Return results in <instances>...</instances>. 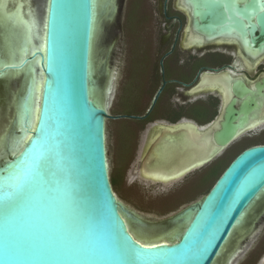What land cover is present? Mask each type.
<instances>
[{
    "label": "water",
    "instance_id": "water-1",
    "mask_svg": "<svg viewBox=\"0 0 264 264\" xmlns=\"http://www.w3.org/2000/svg\"><path fill=\"white\" fill-rule=\"evenodd\" d=\"M186 1L190 5L188 17H191L187 33L194 30L204 34L206 45L218 37L238 34L253 58L264 52V0ZM106 7L102 13V17H105L102 28L111 15ZM92 24V0H49L45 51L38 50L28 57L33 58L36 54L41 57L44 83L39 118L36 128L31 130L32 138L16 155L9 153L8 160L0 164V175L5 174L10 164L25 159V156L39 160L40 175L31 193V203L43 207L41 226L56 231L65 225L69 215L83 217L87 227L108 250L105 259L96 264H215L232 230L235 232L243 226L244 222L235 229L238 219L264 196L258 198L264 189V143L248 146L236 154L200 202L184 210L192 209L194 214L178 240L169 244H136L138 240L128 230L121 215V203L111 180L107 145V120L110 115L90 95ZM4 28L8 57L13 37L11 27L5 23ZM183 45L188 49L186 43ZM104 70L106 75L108 71L111 73V64L106 65ZM11 80L9 75L0 77V116L11 105L14 95ZM97 83L100 93H103L109 79L105 86L101 87L99 81ZM197 89L192 88L190 94L199 91ZM24 92L20 84L18 101ZM161 92L162 89L158 90L154 103ZM263 107L264 76L251 86L242 77L233 79L226 90L224 111L216 121L200 125L184 118L176 123L160 124L168 128L188 121L195 123L198 128L191 129L195 141L206 138V145L199 149L204 152L203 158L201 156L196 162L183 164L176 148H182V143H186V132L189 130L184 126L174 131L165 130L159 125L164 130L144 156L142 177L154 181L156 179L150 175L163 176L173 181L182 172L206 165L249 128L252 119L257 118L256 111L260 113ZM132 117L142 118L143 115ZM13 125L12 133H19ZM160 160L165 161L156 168L155 163ZM143 168L146 173H142ZM184 211L165 224L154 225L127 209L132 223L137 227L141 225L154 236L169 232L175 225L179 226L181 223L178 220ZM256 216L253 224L257 222L259 214ZM125 240L132 248L139 250V259L121 248ZM140 245L147 247L140 248ZM0 264L5 262L0 259ZM15 264L51 262L20 261Z\"/></svg>",
    "mask_w": 264,
    "mask_h": 264
},
{
    "label": "rangeland",
    "instance_id": "rangeland-1",
    "mask_svg": "<svg viewBox=\"0 0 264 264\" xmlns=\"http://www.w3.org/2000/svg\"><path fill=\"white\" fill-rule=\"evenodd\" d=\"M165 1L113 0L112 7L109 5L107 9V12L111 14L110 18L106 19V24L97 38L98 56L94 63L97 72L93 74L96 88L99 85L98 81L102 87L107 85L109 79L105 92H103V99L113 87L110 93V107L107 108L110 115L107 120V145L111 177L116 175L119 179V185L114 188L115 193L125 208L145 217L150 224L154 225L165 224L187 207L200 202L217 176L236 154L249 145L264 143V130L260 131L262 127L264 128L263 125L233 142L206 165L178 180L159 183L142 177V161L155 127L160 124L176 123L179 120L174 122L173 119L178 116L194 122L196 120L192 119L191 114H196L202 119L207 116L208 108L192 107L189 111L191 104L195 101L208 98L207 94L197 92L189 94L188 88L196 81V78L193 79L196 70L192 68L190 62L192 61L191 56L217 49L211 45H204L200 51L196 47L186 50L183 39L189 24V17L187 13L186 15L182 13L181 20L176 18L175 15L181 12L177 10V7H172L171 3L177 0H168V14L172 17L167 18L164 13ZM177 35L179 39L175 41ZM12 37L13 47L16 46L17 41L14 34ZM174 43L175 52L164 62L161 59L167 51L172 49ZM220 49L223 50V48ZM225 51L227 54H215L218 55L215 56L216 59L226 58L235 64L237 59L234 58V52L231 50L233 56H230L229 49ZM110 64L111 73L108 71L106 75L104 67ZM168 66L171 67L172 74L169 77L179 75L182 79H186L189 75L187 81L193 82L190 85V82L187 85L174 84L165 93H161L159 101L157 100L158 106L154 112L153 121L144 124L132 116H142L157 104L154 100L163 84V68H168ZM263 70L264 61L252 70L238 71L241 75L251 79ZM220 105L221 102L216 112ZM9 112L12 116L13 109L9 108ZM10 121H12L11 117L8 122L4 121V128L2 127L3 122L0 121V127L3 128L1 133L9 129ZM200 123L208 124L205 121H200ZM200 140V142H189L187 149L191 152L192 149L204 147L206 138ZM182 144L183 149L185 144ZM9 156L8 153L1 156L0 164L8 160ZM213 169L217 172L210 174ZM249 211V215L243 221V226L239 227L241 230L233 232L215 264H261L263 261L264 196ZM258 214L257 222L253 224ZM237 245V253L228 260L230 252Z\"/></svg>",
    "mask_w": 264,
    "mask_h": 264
},
{
    "label": "bare ground",
    "instance_id": "bare-ground-1",
    "mask_svg": "<svg viewBox=\"0 0 264 264\" xmlns=\"http://www.w3.org/2000/svg\"><path fill=\"white\" fill-rule=\"evenodd\" d=\"M110 1L113 2V0H92L93 24H92L90 63H89L90 95L92 99L96 103H98L100 106L104 107L106 111H107V108L110 107V99H111L110 93H112L113 87L110 89L109 93L105 96L106 98L103 99V93H100L98 86L97 88L95 86L96 81L94 79L93 74L97 70V68L94 66V63L97 60L96 59L97 58V38L101 32L102 24L105 19V17H102V13H103V9L105 6H107L105 9H108L109 5L111 6ZM184 2H182V4L181 3L179 4L183 5ZM184 7L187 11L186 13L190 15L189 3L187 6H184ZM48 9H49V0H0V21L2 23H6V25H9L11 27L12 35L14 34L16 36V41H17L16 43L17 45L13 47H12L13 44L11 45L10 43L11 49H12L10 52V56L4 59V61H1L0 59V77L9 75L12 78L11 81L13 82V87H14V90H13L14 95L12 96V99L10 102L11 105H9V107L7 108V111L4 114H2V116H0V121L3 122V125H2L3 128H4V124L8 122L9 117H11L12 119V121L9 122L10 123L9 129L8 128L7 130L5 129L3 133H1L3 131L2 130L3 128L0 127V133H1L0 134V157L5 156L6 153L16 155L19 152V150L23 147V145L32 138L31 130L36 128V124L39 118L40 100H41V95H42L44 79H43L40 55L36 54L35 56H33V58H29V59L28 57L35 54L38 50L42 52L45 51V32H46V20H47V15H48ZM189 20L191 21V17L189 18ZM189 30H190V26H187L185 33H187V31ZM191 33L196 34V36H193V37L190 36L191 37L190 40L184 41V43L187 44V48H194L196 46L204 47V45H206L204 37L198 36V33H196L193 30L191 31ZM223 42L224 41H222V39L219 40V43H223ZM260 56L264 57V52L256 56L255 58H258L260 59L259 61H261V59L263 58H261ZM258 59H256L255 61H257ZM259 61H257L255 65H257ZM20 84L25 89V92L23 94L22 99L18 101L17 93L19 91ZM202 85L203 83L200 85L199 88H202ZM210 88L208 89L210 90ZM13 104L15 108L14 107L12 108ZM9 108L11 110L13 109L12 116H10ZM12 124H14L13 125L14 130L20 131L19 133L18 132L12 133V129H11ZM256 125L257 124L255 122L249 127L251 126L253 127ZM160 126L161 128L162 127L165 128V130L171 129L172 131L182 126L186 127L187 130H189L186 132V137H185L186 143H185L184 148L182 149L180 148V146H177L176 148L179 153V157H182L181 162L183 164L190 163V162L191 163L196 162L197 160H200L199 157L201 156L203 158V153H204L203 150L199 151V149H195V150L192 149V151L190 152L187 149V145L189 142L190 143L195 142V139L193 138V134L191 132L192 127L198 128V126H196L195 123L188 121V123L185 122L182 125H177V127L171 126L168 128L162 125ZM160 126L155 127L154 130L152 131L151 138L149 139V143L147 147L148 149L154 143H156V141L159 138V135L162 133V130H164V129H161ZM208 148H210L209 144H208ZM148 149L146 150V153ZM164 161L165 160L156 161L155 167L159 168L164 163ZM201 166H198V167L195 166V168L197 169ZM193 170L195 169L193 168L192 171ZM188 172L189 171L182 172V174L178 175L173 181L186 176ZM142 173H146V170L144 168L142 169ZM150 177L156 179L154 181L159 182V183H162L160 182V180L167 181L163 183L171 182V180L169 181L167 177H163V176L150 175ZM262 195H264V189L261 195L258 196V198H260ZM118 201L121 203L119 199ZM120 207H121V215L125 220L128 230H130L131 233L136 237V239L142 244H158V243L169 244L172 241L178 240V238L180 237V235L182 234L184 230V227L186 226V224L189 223V221L191 220L194 214V211L192 209H187L186 211L183 210L184 213L178 220L181 223L179 226L175 225L173 229L169 230V232L154 236L148 231H145L141 227V225L139 227L135 226L130 219V214L127 212V209L123 206L122 203ZM251 207L252 206H250L249 209L246 210L242 214V216L238 219V221L236 222L235 229H238L240 225L243 223V221L245 220L247 216L246 214L248 213ZM232 232L230 233L228 237L229 241H230V236L232 235ZM227 244L221 248V250L219 251V254L227 246ZM236 253H237V250H235L228 257V260L230 259V257H232ZM261 264H264V259L261 262Z\"/></svg>",
    "mask_w": 264,
    "mask_h": 264
},
{
    "label": "snow or ice",
    "instance_id": "snow-or-ice-1",
    "mask_svg": "<svg viewBox=\"0 0 264 264\" xmlns=\"http://www.w3.org/2000/svg\"><path fill=\"white\" fill-rule=\"evenodd\" d=\"M24 156V153H21ZM41 163L30 156L10 164L0 175V259L15 262H51V264H96L105 259L103 241L79 215H69L65 225L51 231L42 223L43 207L31 203V193L40 175ZM140 244L139 241L135 242ZM147 245H140V248ZM152 247H158L152 245ZM121 248L141 254L127 240Z\"/></svg>",
    "mask_w": 264,
    "mask_h": 264
},
{
    "label": "flooded vegetation",
    "instance_id": "flooded-vegetation-1",
    "mask_svg": "<svg viewBox=\"0 0 264 264\" xmlns=\"http://www.w3.org/2000/svg\"><path fill=\"white\" fill-rule=\"evenodd\" d=\"M167 1L168 0L165 1V7H164L165 12L164 13H165V16L167 18H170L172 16H170L168 14L169 4ZM182 2H184V0H177V2H175L176 5L174 2L171 3V6L173 5L172 7H174V6H175V8L177 7L178 8L177 10L179 12H181L179 15H175V17L180 19V20L182 19V17L180 15H182V13L186 15V12H187L184 6L188 5V2L186 0L183 3V5H181ZM179 3H181V4H179ZM3 26L5 27V23H0V52H1L0 53V59H1V61H4V59L7 58V51H6L7 50V41H6L5 36L3 34L4 30H5V28ZM188 33H185L183 43L185 40L186 41L190 40L191 37L196 36V34H194V33H191V32L189 34ZM196 33H198V32H196ZM198 36L206 37L204 34H199V33H198ZM228 37H230V38H228ZM237 37H238V34L233 35V36L219 37L218 39H216V41L213 40L214 42L209 44V45L217 48L216 50L209 51V53L204 52L200 55L191 56L192 61L190 62V65L192 66V68L194 70H196V72L194 73V77H193V79L196 78V81L194 84H191L193 81L192 82L189 81L190 83L187 81V80H189L188 79L189 75L186 76V79H182L177 74H175V75H177L176 77H174V76L169 77L170 75H172L171 71H170L171 67L168 66L169 70H168V68H163V72H162L163 84L161 87V89H162L161 93H163V90L166 86L172 87L174 84L187 85V83H189V85L191 84L190 87L188 88L189 92L192 88L198 87L197 90H199V91H197V93L208 95V98L206 100L195 101L193 104H191V107L189 108V111L191 110L192 107L193 108H197V107L198 108H206V109L208 108V114L204 119L198 118V116H196V114H194V116H193V114H191L193 117L192 119L196 120L197 124H199L200 121H205L208 124L212 123V122L216 121V119H218L219 116L222 115V113L224 111V107L226 105V90H227V88H229L232 85L233 79H235L237 77H242L246 81V83L251 86V83L254 84L255 82H257L260 78H262L264 76V70L260 71L256 76H254L251 79L248 77H245L239 73L238 70H242V69L252 70L254 68H257L259 66V64H261V62L264 61V57H262L263 55L260 56L261 58H263V59H261V61H259L260 59H258V58L254 59L250 54H248L247 50L245 49V47L243 45L241 38L240 37L237 38ZM178 39H179V35H177V37L175 38V41H177ZM220 39H222V41H224V42L219 43ZM175 47L176 46L174 43L172 49L167 51L161 60L166 62L170 58V56L175 52V49H176ZM198 47L199 46H196V48H198ZM202 47L198 48V50L200 51L202 49ZM219 48H223V50L222 49L219 50ZM224 48L229 49L230 53H228V54L230 56H233V53H231V52L232 51L234 52V54H235L234 58L237 59L235 61V64H232L226 58L216 59L215 56H218V55H215V54H223L226 52ZM232 48H234V49H232ZM188 49H192V48H188ZM225 54H227V53H225ZM256 59H258L257 61H259V63L257 65H255L257 63V61H255ZM170 60H169V63H170ZM239 62H241V63L239 64ZM169 63H168V65H169ZM225 73H228V75H225ZM229 74L232 77H230ZM226 77H228L229 79ZM202 83H203V85H202L203 89L199 88ZM206 83H207V85H206ZM208 88H210V90ZM220 102H221L220 108L216 112L215 110H217V106H219ZM256 112H257V118L252 119L251 125L256 122L257 126L249 127L236 140L246 136V134L254 132V130L259 129L260 127H262L264 125V122L261 123V121L264 119V117H263L264 116V107L262 108L260 113L258 111H256ZM182 117L183 116H180V119ZM259 117H261L260 118L261 120H258ZM180 119H179V121H180ZM182 119H184V118H182ZM258 124H260V126ZM263 130H264V128L262 127L260 129V131H263ZM252 145H255V144H252ZM252 145H249V146H252Z\"/></svg>",
    "mask_w": 264,
    "mask_h": 264
},
{
    "label": "trees",
    "instance_id": "trees-1",
    "mask_svg": "<svg viewBox=\"0 0 264 264\" xmlns=\"http://www.w3.org/2000/svg\"><path fill=\"white\" fill-rule=\"evenodd\" d=\"M170 87L169 86H166L163 90V93H165V91H167ZM159 101V100H158ZM157 106H158V102L157 104L152 108L150 109V111H147L142 118H138L139 121H141L142 123L146 124L148 122H151L153 121V116H154V112L156 111L157 109ZM127 116H130V115H127ZM194 116V115H193ZM180 116L176 117L175 119H173L174 122H176L177 120H179ZM226 168V167H225ZM224 170V169H223ZM217 171H215V169L211 170L210 174H213V173H216ZM223 172V171H222ZM222 172L217 176V178L222 174ZM216 178V179H217ZM215 179V180H216ZM111 180H112V184L114 186V188H117V186L119 185V179L116 175H112L111 177Z\"/></svg>",
    "mask_w": 264,
    "mask_h": 264
}]
</instances>
